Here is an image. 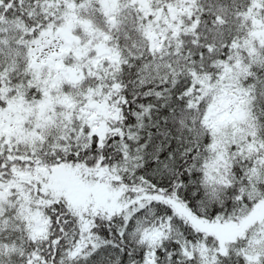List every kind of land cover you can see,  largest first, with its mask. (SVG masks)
I'll use <instances>...</instances> for the list:
<instances>
[{
  "label": "snow or ice",
  "instance_id": "snow-or-ice-1",
  "mask_svg": "<svg viewBox=\"0 0 264 264\" xmlns=\"http://www.w3.org/2000/svg\"><path fill=\"white\" fill-rule=\"evenodd\" d=\"M0 264H264V0H0Z\"/></svg>",
  "mask_w": 264,
  "mask_h": 264
}]
</instances>
